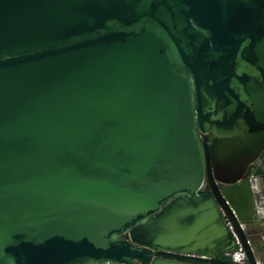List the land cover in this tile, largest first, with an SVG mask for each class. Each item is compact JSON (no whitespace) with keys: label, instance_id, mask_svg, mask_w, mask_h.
I'll use <instances>...</instances> for the list:
<instances>
[{"label":"water","instance_id":"1","mask_svg":"<svg viewBox=\"0 0 264 264\" xmlns=\"http://www.w3.org/2000/svg\"><path fill=\"white\" fill-rule=\"evenodd\" d=\"M263 154L264 0H0V264H262Z\"/></svg>","mask_w":264,"mask_h":264},{"label":"rangeland","instance_id":"2","mask_svg":"<svg viewBox=\"0 0 264 264\" xmlns=\"http://www.w3.org/2000/svg\"><path fill=\"white\" fill-rule=\"evenodd\" d=\"M263 163L264 157L260 159V161L256 164V167L261 166ZM258 179L260 180L262 189L264 191V176L258 177ZM263 221V217L258 216V218L255 219V222L246 228V234L248 240L251 242L254 255L256 259L262 264H264V249L259 237L262 231Z\"/></svg>","mask_w":264,"mask_h":264},{"label":"built area","instance_id":"3","mask_svg":"<svg viewBox=\"0 0 264 264\" xmlns=\"http://www.w3.org/2000/svg\"><path fill=\"white\" fill-rule=\"evenodd\" d=\"M257 164V163H256ZM256 164L253 165L256 167ZM258 167H261L262 170L264 171V163L261 165V166H258ZM257 168V167H256ZM256 168L253 169V171L256 170ZM250 173V172H249ZM251 178H253L254 180H257L258 177H256L255 175L251 174L250 175ZM258 216H260V210H258V215H257V218ZM263 220H264V216H263ZM227 226L229 227V229L233 232V229L230 225V223H227ZM260 242L262 245H264V221H263V225H262V231H261V234H260ZM249 244L251 246V242L249 241ZM252 248V246H251ZM253 250V248H252ZM254 252V251H253ZM225 258H227L228 260H230L232 263H238V264H243L247 261V258H246V254L241 246V244H239V251L236 252V253H230V254H226L225 255Z\"/></svg>","mask_w":264,"mask_h":264},{"label":"crops","instance_id":"4","mask_svg":"<svg viewBox=\"0 0 264 264\" xmlns=\"http://www.w3.org/2000/svg\"><path fill=\"white\" fill-rule=\"evenodd\" d=\"M255 192L259 195V198H260V204H261V206L259 207L260 217H263L264 216V191L262 189V184L258 178L256 180Z\"/></svg>","mask_w":264,"mask_h":264},{"label":"trees","instance_id":"5","mask_svg":"<svg viewBox=\"0 0 264 264\" xmlns=\"http://www.w3.org/2000/svg\"><path fill=\"white\" fill-rule=\"evenodd\" d=\"M264 157V154L262 156V158ZM256 168L255 166H252L250 168V175L253 174L255 175L256 177H262L264 176V171L262 170L261 167H257L255 171H253V169ZM263 249H264V245H263Z\"/></svg>","mask_w":264,"mask_h":264},{"label":"flooded vegetation","instance_id":"6","mask_svg":"<svg viewBox=\"0 0 264 264\" xmlns=\"http://www.w3.org/2000/svg\"><path fill=\"white\" fill-rule=\"evenodd\" d=\"M249 175H250V173H249Z\"/></svg>","mask_w":264,"mask_h":264}]
</instances>
